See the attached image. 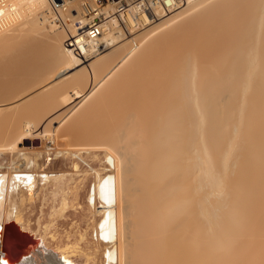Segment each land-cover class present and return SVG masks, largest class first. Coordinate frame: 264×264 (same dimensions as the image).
Returning <instances> with one entry per match:
<instances>
[{"label":"bare ground","instance_id":"1","mask_svg":"<svg viewBox=\"0 0 264 264\" xmlns=\"http://www.w3.org/2000/svg\"><path fill=\"white\" fill-rule=\"evenodd\" d=\"M15 1L21 20L0 42L42 34L59 56L39 35L33 50L24 47L41 62L55 52L61 66L49 55L46 69L56 70L46 85V64L39 77L35 56H23L34 64L23 59V71L36 72L25 81L44 86L13 96L10 116H0V248L13 264H235L250 239L264 264V0L160 7L136 37L141 24L127 0H90L87 13V0L54 1L55 10L51 0ZM120 6L126 33L112 15ZM10 65H0V78ZM70 94L84 107L71 115L84 113L85 123L77 118L88 127L80 132L73 120L64 130L90 141L56 149L52 128L35 134L32 122L72 103ZM26 105L41 108L33 121Z\"/></svg>","mask_w":264,"mask_h":264},{"label":"rangeland","instance_id":"2","mask_svg":"<svg viewBox=\"0 0 264 264\" xmlns=\"http://www.w3.org/2000/svg\"><path fill=\"white\" fill-rule=\"evenodd\" d=\"M54 1H55V2H54ZM87 1H88V0H87ZM94 1L97 2V0H94ZM101 1H102V2H101ZM101 1H98L97 3L94 2V3H95L96 6H97L98 4L101 6V5L104 4L105 0H101ZM53 2L55 3V5H56V4H58V5H62V4H64V0H51V3H52V4H51V8H53L54 10H55L56 7L54 6V3H53ZM88 2H90V0H89ZM91 3L93 4L92 1H91ZM102 3H103V4H102ZM125 4H126V3H125ZM93 5H94V4H93ZM117 8H118V7H117ZM117 8H116L115 11L112 13L113 16L115 15V13H117V11H118ZM53 9H52V10H53ZM80 9H81V8H80ZM64 10H66V12H65ZM64 10H62V12H64V13L67 14V9H64ZM81 10H82V9H81ZM71 11H72V13H74L73 10H71ZM77 11H78V10H77ZM77 11H75V13H78ZM79 11H80V10H79ZM48 12H49V11H48ZM48 12H46V14H47ZM64 13H63V15H64ZM69 13L72 15V13H71L70 11H68V14H69ZM46 14H45V15H46ZM66 14H65L64 19H65V18L68 19L67 17H69V16L72 17L70 14H69V16H68V14H67V15H66ZM171 14H172V12H171ZM169 15H170V14H169ZM46 16H47V15H46ZM46 16H45V18L48 19V17H46ZM66 16H67V17H66ZM117 16H118V15H117ZM40 17H41V16H40ZM70 17H69V19H70ZM115 17H116V15H115ZM64 19H63V20H64ZM57 23L60 24L61 21H60V22L57 21ZM47 24L49 25V24H51V23H48V22H47V23H45V26H48ZM124 26H125V25L121 23V27L124 28ZM88 28H89V27H86L85 29H88ZM133 28H134V27H131V29H133ZM139 28H140V27H137V30H135V33H134V31L132 32L134 35L131 33V34L133 35V37L136 35L137 32H138V33H137V34H138L137 36H139V34H140L141 32H143V31L146 30V28H143L142 26H141L140 29H139ZM143 29H144V30H143ZM123 31H124V33L127 32L125 28L123 29ZM128 34H130V33H128ZM128 34H127V35H128ZM20 35H21V34H20ZM38 35H39V34H38ZM38 35H37V36H38ZM142 35H143V34H142ZM142 35H140V37H141ZM18 36H19V35H18ZM23 36H24V35H23ZM26 36H27V35H26ZM31 36H33V35H30V36L28 37L29 39H27L26 37L23 38V39H21L22 36H21V38H20V37H18V38H15V37H5L6 39L4 38L5 40L3 39L2 42H0V43H1V44H0V65H1V66H7V65H8L7 67H9V65H10L9 63H11V65H10V69H11L10 71H11V73L7 72L5 76H4V74H2L3 79L0 78V107H1V106H2V107H3V106L5 107V110L2 111V112H4V113L1 112V113H0V116H1V115H5V118H6V116H7V117L10 116V115H9V114H10V113H9V109H7V112H8L9 114H7V112H6V114H5V111H6V107H8V105H10V104L12 103L11 98H13V99H12L13 101H14V99H16V97L14 98L13 96L20 97V96L22 95V96H24L23 98L29 99V98H27V97H30V96H29L30 94H31V95L36 94V93L38 94V92L41 91V87L44 86V85H42V86L40 87V85L37 84V83L39 82L38 80H37V81H35V80H31L32 84H33L34 82H36V83H35L36 85H31V82H30V81H25V79H26V80H29V79H27L28 77L26 76V74H27L26 71L29 73V75L31 74V75H30L31 78H30V76H29L30 79H32L33 77H34V79H35V76H34V75H35V73L38 71V69L36 70L35 67H36V68H39V71H40V72H37L36 74H37L38 76H39V74H42V71H41V69H40V67L42 68L41 63H43V66H44V64H46V65L42 68V70H43V69H46V66H47L49 63L53 62V60H54V65H56V66H61V64L58 65L59 63L56 64V63H57V58H58V57L55 58V59H56V62H55L54 57H56L57 55H56V56L51 55V54H53V53H54V55H55V52L57 53L56 50H58V47L53 46V45L56 44V43H55L56 41H54V42L52 43L51 40L48 41V39H50V38H45V37L42 36V34L39 35L38 37H37V36H35V37H34V36L31 37ZM128 36H129V35H128ZM36 37H37L38 39L40 38V40H44V41L46 40L47 43L49 42V43L53 44L52 46L48 47V46L51 45V44L48 43V45H47L46 42L43 43L44 47H45V45H46V47H48L49 49L52 47L50 50L53 51V50L55 49V52L49 51L48 48H45V49H44V48L42 47L44 50H47V53L52 52V53H49V55H51V57L53 56V60H50L49 58H51V57L46 53V51L43 50L44 53L47 54V55L45 56V57H46V60H47V59L49 60V62H48V60L46 61L45 58H44V60L46 61V63H45V61H44V62H41V61H43L42 59H41V61H39L38 57L40 58L41 55H37V57H36V56L32 53V54L37 58V60L39 61V63H38V61L35 60V57H33L34 60L31 59V60L34 61V63L37 62L36 65H35L34 68H33V69L36 70V72L32 75L33 70H32L31 68L33 67L34 64H33V62H32L31 60H29L28 58H24V57H27V56H28V57H32V56H29V55H32V54H31L32 51L29 50V51H30V52H29V51L26 50V49H28V48L30 49V48H31V50H33L32 47H33V46H36V45H35V44H36L35 42L39 41ZM135 37H136V36H135ZM140 37H139V38H140ZM41 38H42V39H41ZM131 38H132V37H131ZM18 39H19V40H18ZM34 39H36V41H35ZM136 39H137V38H136ZM136 39H135V40H136ZM141 39H143V38L141 37ZM137 41H138V40H137ZM139 41H140V39H139ZM139 41H138V42H139ZM31 42H32V43L34 42V43L32 44ZM138 42H137V43H138ZM54 43H55V44H54ZM3 44H4V45H3ZM22 44H23V45H22ZM29 44H30V45H29ZM31 44H32L33 46H32ZM21 45H22V46H21ZM27 45H29V46H31V47L28 46V48H26ZM64 45L66 46V40L64 41ZM24 46H26V47H24ZM37 46H38V45H37ZM11 47H12V48H11ZM21 47L24 48V49H21ZM66 47H67V46H66ZM33 48H34V47H33ZM67 48H68V47H67ZM10 49H11V50H10ZM18 49H19V50H18ZM23 50H25V51H23ZM9 51H10V52H9ZM21 51H22V52H21ZM27 51H28V52H27ZM24 52H26V53H25L26 56L23 55ZM6 53H7V54H6ZM21 53H22V54H21ZM28 54H29V55H28ZM57 54H58V53H57ZM7 55H8V56H7ZM12 55H13V56H12ZM23 56H24V57H23ZM58 56H59V54H58ZM43 57H44V55H43ZM47 57H48V58H47ZM1 58H2V59H1ZM41 58H42V56H41ZM23 59H25V60L27 59V60L31 61L30 64H31V63H32V64L29 66V67H31V68H30V69L32 70L31 72H29L30 69H28V70H25V69H24V71H23L22 66H27V67H28V64H29V61H28V64L26 63V65H22V64H24V63L26 62V61L24 60L25 62L23 63ZM51 59H52V58H51ZM35 61H36V62H35ZM50 61H51V62H50ZM1 62H2V63H1ZM18 62H19V63H18ZM40 62H41V63H40ZM47 62H48V63H47ZM88 63H90V62H85L84 65H82L81 67L76 68V70H73V72H74V71H78L80 68H82L83 66L87 65ZM37 65H39L40 67H38ZM50 65H51V66H50ZM50 65H49L48 67H52V64H50ZM54 65H53V66H54ZM27 67H26V68H27ZM54 67H55V66H54ZM54 67H53V70L55 71V70H56V69H55L56 67H55V68H54ZM24 68H25V67H24ZM57 68H59V67H57ZM47 69H48V68H47ZM47 69L45 70V72L48 71ZM50 69H51V68H50ZM50 69H49L48 72H46V73H47V74H46L47 77H48V75H50V77H51V75H52V74H49V72L52 73V71H53V70L51 71ZM14 72H15V73H14ZM8 73H9V74H8ZM12 73H14V74H12ZM25 73H26V74H25ZM11 74H12V75H11ZM44 74H45V73H44ZM27 75H28V74H27ZM37 75H36V76H37ZM0 76H1V74H0ZM42 76H43V75H41V77H42ZM44 76H45V75H44ZM44 76L42 77V80H43L44 78H45V79H48V81L45 80V79L43 80V81H47V83L44 82V83H46V85H47V84L49 83V81L51 80V78L53 79V77H51V78H50V77L46 78V77H44ZM26 77H27V78H26ZM39 77H40V76H39ZM39 77H38V78H39ZM20 78H21V79H20ZM36 78H37V77H36ZM39 79L41 80V78H39ZM18 80H21V82L18 81ZM16 81H17V82H16ZM19 82H20V83H19ZM28 82H30V83H28ZM50 82H51V81H50ZM4 83H5V84H4ZM7 83H8V84H7ZM40 83H42V81H41ZM12 84H13V85H12ZM83 84H85V82H83ZM83 84H82V85H83ZM30 85H31V86H34L35 88H37V89H36L37 92H36L35 89H34V91H32V90H33V87H30V90H31L32 92H31V91H30L31 93L28 92V90H26V89H28L27 87H29ZM37 85H38L39 87H38ZM22 86H23V87H22ZM83 86L85 87V89L88 88V87H86V84L83 85ZM83 86H82V88H84ZM6 87H7L8 89H7ZM31 88H32V89H31ZM38 88H39V90H38ZM3 89H4V90H3ZM9 89H11L14 93H13V94H10L11 92L6 93V91H8ZM13 89H14V90H13ZM17 89H18V90H17ZM1 90H2V91H1ZM83 90H84V89H83ZM9 91H10V90H9ZM23 91H27L28 94L25 92V95H23V94H24V93L22 94ZM87 91H88V89L86 90V92H87ZM34 92H35V93H34ZM19 93H20V94H19ZM32 93H33V94H32ZM39 93H40V92H39ZM14 94H15V95H14ZM11 95H12V96H11ZM18 95H19V96H18ZM70 95H71V97L73 98L72 103H70V104H68V105L65 106V107L67 108V110H69L67 106L70 105V106H69L70 110L67 111V112H68V113H67L68 115L66 114V112H65L66 108H65L64 105H63V107H61V108L58 107L57 110H56V107H57V106H56V107H55V110H56V111L53 110V111H55L54 113L47 112V113L50 115V116H49V115H47V113L45 114V111L43 110V109L46 107V106L44 105L45 107H42V108H43L42 110L44 111L45 116H44V114H43V115H42V118H43V119H42V118H39L40 121H42L43 123L40 122V121H38V120H39V119H37L38 116H37V118L34 120L35 123H36V120H37V121L41 124V125H38V126H40L39 128H38V127L35 128V127H34V124H35V123L32 122L33 119H32L31 117L35 118V116H34L35 113H34V114H33V113L30 114L31 111H32V109H33L34 107H33L32 109H30L32 106H30V108H29V107H27V105H26L27 109H30L28 114L25 113V111H27L25 108H22V107H21L22 109L25 110V111H24V110H22V109L19 107V108L22 110V112H21L22 114L24 113V114H26L27 116H28V115H31V116H29V118L32 119V121H30V123H31V122L33 123V124H32V129H33L32 133L35 132V134H38L40 131L42 132V131H43V128H44V127L46 128V126H47L46 130H51V129H48V127H51V128H52V131H54L53 133H54V136H55V137H54V138H55L54 148H56V149L67 148V146L69 147L70 145L72 146V145H75V144H80V143H85V142L88 143V142L90 141V139H87V140H86V139H84V138H80L78 132H77V133H74V132L71 131V130H69V132H67L66 130H64V128L67 126V124L71 123L73 120H75V121L77 120V121H78V118H81L82 115L84 114V113L81 114V115L79 114V113H81L82 110L84 109L83 104L81 105V103L83 102V99H82L81 97H77V95H75V94H70ZM25 96H27V97H25ZM80 98H81V99H80ZM19 99H21V98H19ZM26 99H25V100H26ZM39 99H41V98H39ZM30 100H31V98H30ZM30 100H29V101H30ZM42 100H43V98H42ZM42 100H40L41 103H43ZM80 100H81L82 102H81ZM3 101H4V102H3ZM17 101H19L18 98H17ZM17 101H15V102H17ZM31 101H32V100H31ZM78 101H79L80 103H79ZM7 102H8V104H7ZM10 102H11V103H10ZM27 102H28V100H27ZM77 102H78V103H77ZM9 103H10V104H9ZM13 103H14V102H13ZM24 103H25V102H24ZM32 103H33V102H32ZM41 103H40V104H41ZM75 103H76V104H75ZM2 104H3V105H2ZM26 104H28V103H26ZM37 104H38V102H37ZM53 104H54V103H53ZM53 104H52V105H53ZM72 104L75 105V108H74V109H73L74 106H72ZM6 105H7V106H6ZM21 105H22V104H21ZM52 105H51V106H52ZM56 105H57V104H56ZM80 105H81V106H80ZM34 106H38V105L35 104ZM47 106H50V105H47ZM54 106H55V105H53V108H52V109H54ZM79 106L82 107V109L80 108V111H81V112H77V111H76V112H77L76 114L71 115L70 112H72L73 110H77V108H78ZM2 107H1V108H2ZM4 107H3V109H4ZM40 107H41V106H40ZM19 108H18V109H19ZM18 109H16L17 112H18ZM20 109H19V111H21ZM34 109H38V110H40L41 108H40V109H39V108H34ZM46 109H47V108H46ZM46 109H45V110H46ZM50 109H51V108H50ZM10 110H12V108H11ZM13 110L15 111V113H12V112H13V111H12L11 114H13V116H14V114L17 115L16 110H15V109H13ZM62 110L64 111L65 114L62 113V112H63ZM71 110H72V111H71ZM23 111H24V112H23ZM34 111H35V110H34ZM36 111H37V110H36ZM36 111H35V112H36ZM40 111H41V110H40ZM43 111H42V112H39V111H38V114H37V113H36V114L39 115V117H40V114H42ZM47 111H49V110H47ZM51 111H52V110H51ZM78 111H79V110H78ZM58 112H59V113H58ZM73 112H74V111H73ZM56 113H57V115H56ZM61 113H62V114H61ZM58 114H59V115H58ZM63 114H64V116H63ZM16 115H15V116H16ZM32 115H33V116H32ZM46 115L48 116L47 118H46ZM60 115H62L63 117L61 118ZM69 115H71L70 118H69ZM79 115H80L81 117H80ZM11 116H12V115H11ZM13 116H12V117H13ZM15 116H14V118H16ZM17 116L22 117V116H20V115H17ZM24 116H25V115H24ZM43 116H44L46 119H45ZM52 116H53V117H52ZM54 116H56V117L58 116V117L61 118V119H59V118L57 117V119H58V120H57L56 117L54 118ZM78 116H79V117H78ZM84 116L86 117V115H83V118H84ZM64 117L68 119L66 122L63 121V118H64ZM75 117H76V118H75ZM77 117H78V118H77ZM2 118L4 119L3 116H2ZM22 118H23V117H22ZM25 118H26V116H25ZM50 118H54V120L52 119L54 122H51L52 120L49 121ZM3 119H1V120H3ZM31 119H28V120L25 119L24 121H29V120H31ZM1 120H0V121H1ZM64 120H65V119H64ZM81 120H82V118H81ZM81 120H79V121H81ZM48 121L51 122V123L53 124V127H52V124H51V123H50V125H47V124L49 123ZM57 121H59V122L57 123ZM60 121H61V122H60ZM77 121H76V127L78 126V128H79V127L81 128V126H79V125H80L82 122H79V121L77 122ZM82 121L84 122V121H85V118H84V120H82ZM88 121H89V119H88ZM46 122H48V123L46 124ZM62 122H64V123L62 124ZM39 123H36V124H39ZM44 123H45V124H44ZM59 123L62 124L61 127H60ZM78 123H80V124H78ZM84 123H85V122H84ZM82 124H83V123H82ZM86 124L88 125V124H90V122H87ZM12 125L14 126V123H13ZM12 125H10V126L8 127L7 135L9 134L8 136H9V137L11 136V138H14V139L11 140V138H7V139L10 140L9 143H11V142L13 143V141L16 140L15 138H18V137H16V136H18V134H17V132H15V131L17 130V128H15V126H14L13 128L15 129V131H13V130H12ZM45 125H46V126H45ZM57 125H58V126H57ZM36 126H37V125H36ZM42 127H43V128H42ZM56 127H57V128H56ZM58 127H59V128H58ZM87 127H88V126H87ZM87 127H86V125L84 126V124H83V127L81 128L80 132H81V131H82V132L85 131V130L87 129ZM9 128H11L10 131H11V130L13 131L12 134H11L12 131L9 133ZM20 128H21V127H19L18 129L20 130ZM37 128H38V129H37ZM22 129H23V128H22ZM36 129H37V130H36ZM57 129H58V130H57ZM46 130H44V131H46ZM56 130H57V131H56ZM63 130H64V131H63ZM17 131H18V130H17ZM20 131H21V130H20ZM20 131H19V132H20ZM22 131H23V130H22ZM56 132H58L59 134L56 133ZM21 133H22V132H21ZM21 133H19V134H21ZM14 134H15V135H14ZM16 134H17V135H16ZM57 134H58V137L56 138ZM13 135H14V136H13ZM48 135H49V134H48ZM8 136H7V137H8ZM48 137H49V136H48ZM64 137H65V138H64ZM44 138H45V139H44L43 141L46 142V140H47L48 138H47V137H44ZM82 139H83V140H82ZM7 143H8V140H7ZM7 143H6V141H5V142L1 143V145H5V144L8 145ZM39 144H40V143H39ZM18 145H20V144H18ZM56 145H57V146H56ZM65 146H66V147H65ZM8 147H9V146H8ZM57 147H58V148H57ZM60 147H62V148H60ZM257 228H258V226H256V229H257ZM249 241L251 242V243L249 242V246H250V248L247 250V252H245V253L243 254V256H242L240 259H237V260L235 261V264H256V260H258L256 254L258 253V251H257V253H256V250H255V247H254L255 245H254L253 241H252L251 239H250ZM247 242H248V241H247ZM259 262H261V261H259ZM259 262H257V264H260Z\"/></svg>","mask_w":264,"mask_h":264},{"label":"built area","instance_id":"3","mask_svg":"<svg viewBox=\"0 0 264 264\" xmlns=\"http://www.w3.org/2000/svg\"><path fill=\"white\" fill-rule=\"evenodd\" d=\"M98 1V0H97ZM191 0H127V4H131L129 7H133V14L136 13L137 17L139 18V23L141 26H147L150 22L147 20L146 16L153 17L156 9H159L160 7L164 8L165 11L171 12L173 8H176L178 6L183 7L181 5H184L188 3ZM88 2V1H87ZM88 6L85 5L82 8V12L87 13L90 12V9H93L91 2H88ZM123 7V6H122ZM121 6L118 7V11L116 17L119 19L121 18V22L126 25V18L124 14V10ZM122 12V13H121ZM98 11H95L94 14H97ZM171 14V13H170ZM118 15V16H117ZM129 13H126V16H128ZM22 12L16 3L15 0H0V33L5 31L12 30L18 22L21 20ZM97 21V20H96ZM103 21L99 22L97 26L102 24ZM92 23H90L91 25ZM99 27V32H101ZM73 41L67 40L66 46L69 48H76L77 46H69Z\"/></svg>","mask_w":264,"mask_h":264},{"label":"water","instance_id":"4","mask_svg":"<svg viewBox=\"0 0 264 264\" xmlns=\"http://www.w3.org/2000/svg\"><path fill=\"white\" fill-rule=\"evenodd\" d=\"M36 143L39 144L40 140L37 139ZM13 254L4 246L1 251L0 248V264H13Z\"/></svg>","mask_w":264,"mask_h":264}]
</instances>
